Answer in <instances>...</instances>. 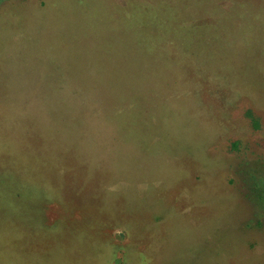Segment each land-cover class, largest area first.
<instances>
[{
    "label": "rangeland",
    "instance_id": "obj_1",
    "mask_svg": "<svg viewBox=\"0 0 264 264\" xmlns=\"http://www.w3.org/2000/svg\"><path fill=\"white\" fill-rule=\"evenodd\" d=\"M191 2L0 0V76L32 77L0 91V264H264V0ZM150 24L144 41L179 48L159 46L136 100L70 110L86 148L29 136L50 121L35 76L131 71L130 29Z\"/></svg>",
    "mask_w": 264,
    "mask_h": 264
},
{
    "label": "trees",
    "instance_id": "obj_2",
    "mask_svg": "<svg viewBox=\"0 0 264 264\" xmlns=\"http://www.w3.org/2000/svg\"><path fill=\"white\" fill-rule=\"evenodd\" d=\"M188 1V0H187ZM189 4V5H188ZM187 6L191 7V0H189V3ZM176 16V14H175ZM174 16V17H175ZM172 17V19H174ZM169 17H165V20ZM139 20V19H138ZM135 22L136 19H134ZM135 24V23H134ZM243 25V21L241 22ZM171 24H167V26H170ZM135 28L136 26H132ZM152 25L148 26L147 28H141L137 29L136 32L132 30L131 36L134 39V35L136 34L137 38H135V41H132V45H136L135 49L137 52L143 51L146 59L144 61L141 60L140 57H134L131 58V61H127V67L132 69L131 71H123L122 68L119 67L116 71L110 72L107 76L104 77L101 75V73L98 71L95 73H92V75L89 78H83L81 76H72L70 78H67L64 81H61L60 77H55L53 75L46 76V75H37L34 77V81H32L35 84H39L38 82H43L45 84V87L42 89H32L30 86L28 87L31 89L28 93L31 94V101L38 104V102L44 106V109L48 112V117L50 121L46 125V127H40L36 125H32V128L29 131V136L33 137V140H39L42 136L49 137V139H46L45 144L49 145L54 141H57L58 139L66 141L64 146H69L67 144V141L70 138H75L74 145L72 146L76 149L80 146L81 150H83L82 146L86 148V141L88 138H79L80 133L83 130L87 131V127H90L86 118H83V114L79 113L78 115H74L77 113L79 109H84V105L89 104H96V105H104L105 107H111L114 108L115 106H123L125 102L132 101V98H138V94L141 93L139 91V87L142 85L141 82L144 81L148 84H150L149 76L153 73H156V69H161L163 65V60L165 58H162L158 61V57H153L155 54H159L163 52V47L169 48V51L171 52L172 48H176L179 46L176 44H173L172 41L170 42V45L167 43L162 44V40H151V41H144V34L145 32H150V29ZM163 26L161 25L159 27L156 26V38H158L159 31ZM160 28V29H159ZM140 33H143L140 39ZM138 39V40H137ZM143 39V40H142ZM218 42V41H217ZM160 47L159 46H162ZM165 48V49H166ZM180 51V50H179ZM211 51V50H210ZM164 53V52H163ZM181 53V51H180ZM169 54V53H168ZM171 54V53H170ZM152 55V56H151ZM2 58L0 59V64L3 65L11 63V60L9 59H3L4 55H1ZM153 57V59L151 58ZM152 61V63H151ZM116 66L118 63H114ZM124 64V63H123ZM153 64L154 68L149 67L147 65ZM157 67V68H156ZM129 69V70H130ZM162 71V70H161ZM10 73V74H7ZM44 74V73H40ZM30 73L26 77H20L18 78V75L16 73L15 77L13 73L10 71H7L6 73L2 74L0 76L2 84L0 85V91L6 90L8 86H11V84L16 80L17 82H27L31 83ZM16 78V80H15ZM10 82L8 85L7 83ZM93 82H96V84L92 85ZM6 87V88H5ZM143 87V86H142ZM141 87V88H142ZM136 94V95H135ZM70 110H76V113H69ZM251 113H249L250 115ZM125 113L120 115L119 117H124ZM248 115V116H249ZM115 110H107L100 114L99 116L95 117L96 119H108L115 117ZM85 121L86 125L80 128V124H83ZM253 125L255 127H259V121L258 119L253 120ZM26 132H28L26 130ZM137 133L135 131H132L130 133L132 138H139L135 136L134 134ZM139 134V133H137ZM88 135V131H87ZM140 135V134H139ZM82 136V134H81ZM153 149L151 146L147 148L146 150ZM147 153V152H146ZM149 153V152H148ZM147 153V154H148ZM72 156L75 157V164L71 166L70 169H66V173H70L69 171L74 168V172L76 169H83L85 165V159L83 160V156L80 154V152L76 155L72 154ZM148 166L149 162L146 163ZM169 167L166 164H160L157 165L155 168L147 169L146 167H141L138 169L137 174L142 175V172L144 173V176L152 177L155 175V180H162L158 177H161L157 174V171L163 173L165 172ZM82 179L76 178L74 181H77ZM134 180H140V179H134ZM56 185H59L57 182H55ZM45 184V182H44ZM72 183L68 184V187L70 188L71 192L73 191V188H75ZM138 205L142 202H137ZM142 205V204H141ZM127 235V234H126ZM113 242V240H112ZM114 243V242H113ZM116 243V242H115ZM114 243V247H116V254H120V260L123 262L125 261L124 253L127 252L126 248H122L120 245H117Z\"/></svg>",
    "mask_w": 264,
    "mask_h": 264
}]
</instances>
